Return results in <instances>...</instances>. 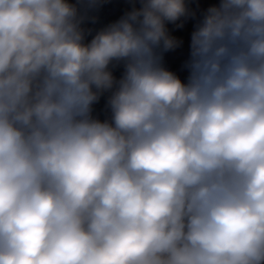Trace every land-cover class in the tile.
I'll return each mask as SVG.
<instances>
[{
	"label": "clouds",
	"instance_id": "1",
	"mask_svg": "<svg viewBox=\"0 0 264 264\" xmlns=\"http://www.w3.org/2000/svg\"><path fill=\"white\" fill-rule=\"evenodd\" d=\"M102 2L0 0V264H264V0Z\"/></svg>",
	"mask_w": 264,
	"mask_h": 264
},
{
	"label": "water",
	"instance_id": "2",
	"mask_svg": "<svg viewBox=\"0 0 264 264\" xmlns=\"http://www.w3.org/2000/svg\"><path fill=\"white\" fill-rule=\"evenodd\" d=\"M199 1L200 0H188V3L190 9L194 11L196 14L200 15L201 10H199V8L197 7ZM210 1H214V0H210ZM71 2H75V0H71ZM136 6L139 7V3H137ZM131 8H132V0H103V2L99 5L97 9H95L90 13V15L96 17L95 22L89 20L86 22L85 27L93 29L92 35H94L96 30H99L100 28L112 22H115L121 16H123L125 12L130 11ZM206 9L207 8H203V10ZM195 22L196 19L189 18L184 22V24H191ZM177 23H179V21ZM166 26L169 29L170 34L174 37H176L181 32L180 29L176 27L175 24L168 23ZM92 35H88L86 39L90 40L92 38ZM173 51L174 52L172 53H166V52L163 53V63L165 67L176 73L179 72L180 70H183L182 66L189 54V45L176 47ZM122 71H123L122 68H116L114 69V75L117 78H119ZM107 95L108 94L102 96L100 101L93 106L94 107L93 114L98 118H100L101 120L107 118L110 114L108 109L106 108Z\"/></svg>",
	"mask_w": 264,
	"mask_h": 264
},
{
	"label": "flooded vegetation",
	"instance_id": "3",
	"mask_svg": "<svg viewBox=\"0 0 264 264\" xmlns=\"http://www.w3.org/2000/svg\"><path fill=\"white\" fill-rule=\"evenodd\" d=\"M218 3V0L210 1V0H200L197 4V7L199 10H201L200 13H202L203 8H208L210 5ZM197 18H199V14H196ZM196 23V22H195ZM195 23L191 24H184V26L180 29V33L175 37L177 40L182 41V43L178 46H184V45H189L190 44V36L192 29H194ZM174 52L173 50L167 51L166 53H172Z\"/></svg>",
	"mask_w": 264,
	"mask_h": 264
},
{
	"label": "rangeland",
	"instance_id": "4",
	"mask_svg": "<svg viewBox=\"0 0 264 264\" xmlns=\"http://www.w3.org/2000/svg\"><path fill=\"white\" fill-rule=\"evenodd\" d=\"M176 74L183 80V79H185L186 78V76H187V72H186V70H180L179 72H176Z\"/></svg>",
	"mask_w": 264,
	"mask_h": 264
}]
</instances>
